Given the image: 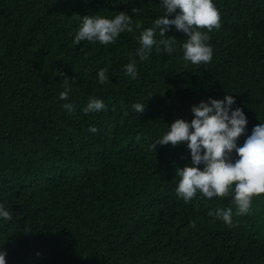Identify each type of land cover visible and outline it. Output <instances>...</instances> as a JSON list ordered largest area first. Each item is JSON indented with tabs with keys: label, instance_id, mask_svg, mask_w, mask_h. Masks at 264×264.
Listing matches in <instances>:
<instances>
[{
	"label": "trees",
	"instance_id": "1",
	"mask_svg": "<svg viewBox=\"0 0 264 264\" xmlns=\"http://www.w3.org/2000/svg\"><path fill=\"white\" fill-rule=\"evenodd\" d=\"M214 4L212 58L193 65L179 47L136 56L140 32L163 14L160 0H0L7 264H264V0ZM119 11L133 24L115 43H73L77 15ZM167 34L177 45L185 38L174 26ZM129 61L135 79L123 71ZM65 78L72 91L62 101ZM209 95L231 99L217 176L184 201L175 171L187 150L153 144ZM90 97L107 110L85 114Z\"/></svg>",
	"mask_w": 264,
	"mask_h": 264
},
{
	"label": "clouds",
	"instance_id": "2",
	"mask_svg": "<svg viewBox=\"0 0 264 264\" xmlns=\"http://www.w3.org/2000/svg\"><path fill=\"white\" fill-rule=\"evenodd\" d=\"M163 14L151 21V26L143 29L137 37L139 47L136 56L140 61L149 58L153 49L157 53L161 50L171 54L182 49L183 60L193 65L209 62L213 49L209 44L208 33L220 26V15L214 0H160ZM78 27L74 35V44L81 41L90 43L99 42L102 45L115 43L117 38L126 31H131L132 16L125 11L114 15H101L99 12L91 15H77ZM182 31L185 38L177 45L175 36L168 35L172 27ZM71 35V33H70ZM126 76L135 79L138 71L136 63L129 61L124 65ZM98 82L105 84L109 80L107 69L101 68L97 73ZM72 89L68 79L64 80V90L59 93V99H68ZM231 103L229 97L223 100L209 95L200 99L190 107V118L177 117L167 130L154 141L157 145L183 146L187 150L189 162L181 167H176L175 174L179 178L175 192L184 201H190L198 192L208 193L214 185L219 156L223 144V131L225 129L226 104ZM145 104L139 102L132 104L135 112L142 113ZM67 113H73L72 103L62 105ZM107 110V105L102 99L90 97L82 111L85 114L99 113ZM89 132H96L95 126H90ZM139 139V137H138ZM10 212L0 205V221H10ZM7 252L0 248V264H7Z\"/></svg>",
	"mask_w": 264,
	"mask_h": 264
}]
</instances>
